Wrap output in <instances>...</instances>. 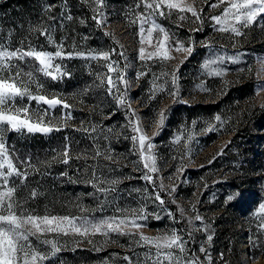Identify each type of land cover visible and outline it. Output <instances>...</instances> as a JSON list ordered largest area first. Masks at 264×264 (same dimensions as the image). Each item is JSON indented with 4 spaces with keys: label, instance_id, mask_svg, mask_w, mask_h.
<instances>
[{
    "label": "rangeland",
    "instance_id": "1",
    "mask_svg": "<svg viewBox=\"0 0 264 264\" xmlns=\"http://www.w3.org/2000/svg\"><path fill=\"white\" fill-rule=\"evenodd\" d=\"M136 2L137 0H104L103 10L108 25L103 29L126 57V59L122 58V61L124 65L128 64V67L123 70L125 80L129 82L128 87L132 91L129 98L131 108L138 114L139 124L144 134L150 138L149 141H146V146L147 143L153 145L150 151L155 157V166L158 170L156 173L165 182L179 207L178 215L174 216L173 225H170L168 230L175 228L181 231L187 241L188 253L198 257L201 264H253L252 257L256 258L255 264H264V254H261L260 250L253 244L254 241L256 245L264 244V232H261L258 228L261 222L260 217L264 215L259 211V205L264 203V171L259 173L254 165V160L251 158L236 157L234 162L229 161L228 157L237 153L235 148L229 149L223 155V159L227 157L224 162L220 161L217 165H213L211 162L216 152L223 148L232 133H221L226 129L228 121H230L229 117L212 115L208 111L197 109L195 111H184L182 116L177 119L179 124L176 125L174 130H167L168 127L165 122L166 112L177 98L180 102L188 105L212 104L223 98L228 89L246 80L253 83L256 93L250 96L248 100L243 101L236 113H232L231 122L235 123L234 120L237 117L244 116L245 110L248 111V114L251 113L247 115L251 116L253 120L263 117L264 91L259 90L264 88V27L253 25L248 29H244L246 35L229 38L228 34L217 32L208 19L211 15L219 14L220 10L209 9L204 0H195L194 6L198 10L203 8L204 22L202 25L194 23V18L180 22L176 19L175 13L170 19L158 18L157 20L174 35L175 39L182 41L186 47L191 43L194 52L172 50L170 56L174 59L165 62L149 61L147 63L148 74L137 79V73L145 71L146 67L143 62L137 59L140 47L137 26L129 24L125 15L132 10ZM185 2L193 4V0H185ZM208 2L211 3L213 0H208ZM45 5L47 6V3ZM142 10L141 8L138 11ZM187 15L190 17L191 14L188 13ZM8 16V13L4 14L0 11V40H5L7 34L11 32L10 43L12 47H16L19 43L13 44L15 34L11 28L12 20ZM258 20L264 22L262 18H258ZM197 27H200L201 30L193 31ZM102 43L101 41L98 43L100 49L94 47L91 51L110 50ZM205 43H210L212 47L206 48ZM234 43L235 46H233ZM33 45L38 46L37 41ZM45 48L48 51L56 50L48 44ZM64 49L66 52H73V44L70 46L64 44ZM148 50L151 51L152 49ZM216 56L225 57L223 64L213 65V67L226 70L225 74L220 77L209 75L208 70L202 67L206 60L215 59ZM233 56H239L238 63H232L227 59ZM191 57L194 62H189ZM112 58L115 59V56ZM92 62L97 63L99 67L104 63L102 60L92 59L82 63L89 68ZM55 63H60L62 70H69L68 73L73 72V65H75L73 58L57 60ZM188 65L190 70L186 74L184 67ZM24 67L25 70L29 68L28 65H24ZM177 69L178 71H175ZM173 71H175L178 78V91L175 96L169 94L172 88L171 73ZM102 72L107 73V69H102ZM163 73L169 75L164 76ZM110 75L115 77L117 73L113 72ZM154 77L157 85L155 89L156 96L151 100L150 95L153 91ZM64 78L57 79L60 80L58 82L43 77L40 82L43 83L44 87L40 91L49 97L57 96L70 105L65 116H61L62 121L68 123L66 116L67 118L70 117L73 111V92H66ZM165 81L167 82L165 83ZM32 87L33 91H36L35 85ZM134 91L139 93L140 98L134 97ZM140 99L143 101L151 100V106L148 107L144 102L140 103ZM22 103L30 104L32 110L43 111L48 109L47 105L37 104L35 101L30 102L27 99ZM236 105L238 104L235 103L234 106L236 107ZM55 107L48 109L45 123L49 119L52 121V113ZM161 111L165 114L162 126L158 124V114ZM225 112H228L226 108ZM217 116L220 117L219 121L215 119ZM182 117L183 120H181ZM193 122H195L194 125ZM70 124L72 123L70 122ZM210 125L213 126L212 130L204 131ZM163 129L167 133L164 134ZM186 130L192 133L193 138L190 142L187 141L188 131ZM211 133H217L219 138L210 143L206 137ZM177 137H181L179 143L175 142ZM186 144L187 147H185ZM147 154L146 147V151L140 153L143 162H145L143 157ZM70 157L69 162L73 160V153H70ZM148 163H151V161H148ZM50 165L51 162L45 164L43 177H46ZM201 166L205 167V170L202 172L195 171ZM69 169L68 176L70 180L73 178V167ZM233 180L235 182L230 183ZM56 187V182L52 181L40 188V191L44 194ZM173 188L175 191H172ZM65 192H68V188H65ZM230 196L233 198L228 199ZM115 198L109 199L108 209H115L117 204ZM72 207L71 205V208L64 215L73 216ZM47 213L53 215L50 211ZM197 214L203 217L204 225H207V231L197 230V228H202L199 221H193L192 224L188 223V220ZM180 224L185 230L179 227ZM223 226H226V235L219 234ZM122 230L125 233H135L136 237L142 233L152 238L168 231H154L145 226L138 229L131 226H122ZM184 231H193L192 237L189 239L188 236H185ZM208 234L213 237L211 242L206 241ZM45 235L47 238L56 236L55 233ZM32 239L33 243L36 244L35 238ZM101 239L104 242L102 249L109 252L103 261L96 264H127V261L116 262L115 259H123L125 256H129L135 260L137 254H140L142 258V254L147 251V247L136 246L131 236L125 238L113 237L112 239L102 236ZM95 240L92 235L84 238L76 235L59 236L58 242L61 245V251L55 257L45 261V264H73V250L83 246H91L95 244ZM201 245L210 253V262L205 259L203 253L199 252ZM37 247L43 249L45 246L37 245ZM153 251H155L154 248ZM221 254H223L222 257Z\"/></svg>",
    "mask_w": 264,
    "mask_h": 264
},
{
    "label": "snow or ice",
    "instance_id": "2",
    "mask_svg": "<svg viewBox=\"0 0 264 264\" xmlns=\"http://www.w3.org/2000/svg\"><path fill=\"white\" fill-rule=\"evenodd\" d=\"M81 2L91 7L93 12L91 19L98 27L101 29L107 27L108 22L103 10L104 0H81ZM194 3L195 0H193V4H188L185 0H137L132 10L125 14L128 18V23L137 26V36L140 44L137 59L143 62L146 67L145 71L137 73V79L148 74L147 63L149 61L165 62L174 59V57L170 56L172 50L188 53L193 51L191 43L186 47L182 41L175 39L174 35L158 23L157 20L158 18L170 19L175 13L176 19L180 22L194 18V23L202 25L204 22L203 8L198 10ZM204 3L207 4L209 9L220 10L219 14L211 15L208 19L212 22L217 32L228 34L229 38L246 35L244 29H248L253 25L264 27V22L258 20V18L264 19V0H213L211 3L208 0H204ZM62 4L63 7L59 13V19L55 15H49L55 8L54 4H49L43 9L44 17L42 19L44 23L28 29L30 34L34 33L37 37L43 36L48 45L56 49L55 51H48L43 46L26 43L27 38L19 41L18 46L12 47L10 43L11 32L7 34L5 40H0V264H45V261L55 257L61 251V245L58 242L59 236L76 235L84 238L101 234L107 237L111 232H116L120 235L127 234L133 237V243L136 246L147 247V251L142 254V258L140 254H137L135 260L132 257L125 256L124 260L127 261V264H165V262L167 264H201L198 257L188 253L186 248L187 241L179 229L172 228L154 238L145 236L142 233L136 237L135 233H125L122 230V226H131L137 229L146 226L138 223V221L147 220L150 215L157 219L160 218L156 212L148 213L146 204L131 209L117 208L116 211L122 213V215L92 219L84 215H50L47 211L44 215L36 213L35 209L25 207L29 200H35L41 194L36 189L30 190L23 201L16 196L18 188L25 185L29 175L38 172L39 167L32 163L31 157L23 159L16 157L15 149H10L4 142V133L26 130L28 133L42 132L47 134L61 129V124H53L50 119L45 123V117L48 116V109L57 105H62L63 108L67 109L70 105L57 96L49 97L42 94L40 90L44 86L40 82L39 77L43 76L55 81L65 76H70V73L62 70V65L55 63V61L71 59L77 56L104 62L100 67L107 69V73H96V78L99 80V84L96 86L105 87L106 85L107 95L113 97L119 106H127V110L131 112L132 118L129 119L128 124L131 126V131L138 134L131 136L134 147L138 145L140 153H144L147 147L148 153L143 157L145 161L143 167L147 169V172L140 179L154 183L153 176L149 173L158 171L155 166V157L150 151L153 145L147 143L146 146V141H149L150 138L139 127V123L135 119V111L131 109L130 102L126 100L119 87L120 84L125 85L124 91L126 92L129 82L125 80L124 70L119 67L120 60L112 57L119 56L126 59L124 53L122 51L117 52L115 48L99 52L92 50L87 54L83 52H66L63 42L57 43L53 35V25L59 24L63 27L64 20H73L70 12L65 15V12H67V0H62ZM141 8L143 10L138 11ZM188 13L191 14L190 17L187 15ZM48 21H51V23H48ZM80 23H84V21L81 20ZM200 30V27L193 29V31ZM233 46H235V43ZM205 47H212V45L205 43ZM148 49L152 50L149 51ZM227 59L232 63L239 62V56L228 57ZM224 62V56H216L215 59L206 60L202 67L208 70L209 75L220 77L225 74L226 70L213 67V65L223 64ZM24 65H30L31 67L25 70ZM127 67L128 64H125L124 69ZM175 71H178V69ZM175 71L171 73L172 88L169 94L172 96H175L178 91V78L175 75ZM113 72L117 73L115 77L110 75ZM163 75L168 76L169 74L163 73ZM155 80L156 78L154 77L150 99H154L156 96L155 89L157 85ZM33 85H35L36 91H33ZM259 91H264V88ZM25 99L30 102L35 101L37 104L47 105L48 109L43 111L32 110L30 104L22 103ZM158 115V124L162 126L165 114L161 111ZM215 119L219 121L220 117L217 116ZM194 124L195 122H193ZM212 127L210 125L204 131H211ZM83 131L93 133L97 131V128L93 126L90 129H83ZM192 138V133L188 131L187 141L190 142ZM180 139L181 137H177L175 142L179 143ZM185 147H187V144ZM70 151L71 146L65 143L63 148L57 153V156H53V159L59 158L61 163L68 164L71 158ZM100 156H103L106 160L113 159L110 152L102 153L99 149H96L92 158L95 159ZM148 161H151V163H148ZM44 163H47V161ZM62 175H66V173ZM91 177L86 183H90L95 189L92 195L99 194L97 199L100 200L99 206L102 210L108 196L118 190L116 186L120 183V180L99 179L95 171L91 173ZM159 187L162 188L163 185L161 184ZM172 191H175V189L173 188ZM101 197L103 199H100ZM232 198V196L228 197V199ZM147 199H151L153 203H158L160 206L165 203L159 191L155 188ZM80 210L81 212L88 211L82 206H80ZM259 211L264 214V203L259 205ZM129 213H131L130 216ZM167 214L173 220L175 219L170 212H167ZM193 221H199L202 226V228H197V230L207 231V225H204L202 216L197 214L189 219L188 223L192 224ZM260 221L258 228L261 232H264V215L260 217ZM52 233H55L56 236L47 238L45 235ZM33 237L36 244L33 243ZM189 237H191V232H189ZM212 239L211 234L206 236V241L211 242ZM253 244L260 250L261 254H264V244L256 245L255 241ZM37 245L45 247L41 249ZM153 248L155 251H153ZM199 252L203 253L205 259L210 262L211 255L203 245L199 248ZM222 256L223 254H221ZM252 260L253 264H255L256 258L252 257Z\"/></svg>",
    "mask_w": 264,
    "mask_h": 264
},
{
    "label": "trees",
    "instance_id": "3",
    "mask_svg": "<svg viewBox=\"0 0 264 264\" xmlns=\"http://www.w3.org/2000/svg\"><path fill=\"white\" fill-rule=\"evenodd\" d=\"M45 3L47 5H55L54 10L49 15H55L59 19V13L63 7L62 0H4L3 2L0 0V11L4 14L8 13V17L12 20L11 28L15 34L13 44L19 43V41L26 38V43L34 44L37 41L38 46L43 47L48 44L43 36L37 37L36 34H30L28 31L30 27L44 23L42 18L44 17L43 9L46 6ZM68 12L73 16L72 21L64 20L63 27L59 24L54 25L53 34L57 42L61 41L67 46L73 44V52L87 54L92 48H99L98 43L101 41L103 42L102 45L110 49L115 48L117 52H120L118 45L112 42V38L107 36L104 29L98 27L91 19L93 12L89 5L82 3L81 0H67V12H65V15ZM81 20L84 23H80ZM48 23H51V21H48ZM85 37L89 38L85 39ZM115 59L120 60V67L124 69L122 57L115 56ZM86 60L91 59L74 57L73 72L70 73V76H66L63 81L66 92H73L71 119L66 116L68 123L62 121L61 116H65L69 108L65 109L62 105H59L55 107L52 113L53 124H61L59 131L47 134L42 132L28 133L26 130L4 133L3 140L10 149H15L16 157L20 159L31 157L32 163L39 167V171L29 175L25 185L18 188L16 196L23 201L30 190L36 189L38 193H41L40 188L48 182L55 181L57 184L55 189L44 194L41 193L35 200H29L25 207L35 209L36 213L40 215L50 211L53 215L63 216L72 205L73 216L84 215L92 219H100L122 215V213L116 211L117 208L131 209L146 204L147 212H156L160 218L157 219L150 215L147 220L138 221V223H142L146 225L145 227L154 231H166L170 225H173V219L169 217L167 212H170L172 216H177V211L179 210L177 202L157 173H149L153 176L154 183L140 179L147 172V169L143 167L144 162L141 160L138 145L134 147V142L131 139V136L138 135L131 131V126L128 124L129 119L132 118L131 112L127 110V106H119L113 97L107 95L106 85L105 87L96 86L99 84L96 73L102 72V69L95 62H92L87 68L82 63L86 62ZM189 62H194L192 57ZM28 66L31 67L30 65ZM189 70V65L184 67L186 74H188ZM42 78L43 76L39 77L40 80ZM57 81L59 82L60 80ZM119 87L126 100L129 101L132 91L128 85L126 92L124 91L125 85L120 84ZM255 93L253 83L246 80L228 89L223 98L216 100L212 104L188 105L180 102L177 98L166 112L165 122L167 123V130L176 128V125L179 124L177 119L182 116L184 111H195L198 109L208 111L212 115L229 117L230 121H228L226 129L221 133H232L227 139V143L219 152H216L211 162L213 165H217L220 161L224 162L227 157L223 159V155L229 149L235 148L237 153L228 157L229 161L234 162L236 157L251 158L254 160L256 170L261 173L264 171V116L253 120L251 116H248L251 113L248 114V111L245 110L244 116L237 117L234 120L235 123L231 122L232 113H236L240 108V104ZM133 95L136 98H140L137 91H134ZM151 100L143 101L140 99V103L144 102L150 107ZM235 103L238 104L236 107L234 106ZM225 108L228 110L227 113ZM239 115L241 114L239 113ZM135 119L139 123L136 112ZM181 120H183V117ZM93 126L97 128L96 132L86 133L83 131V129H90ZM139 127L141 128L140 124ZM162 132H164V129ZM218 138L217 133H211L206 137L210 143ZM65 143L71 146L70 153H73V160L68 165L61 163L59 158L53 159V156H57V153L63 148ZM96 149H99L102 153L110 152L113 159L106 160L103 156L93 159ZM78 156L79 158H77ZM45 161L51 162V165L46 177H43ZM72 167L73 178L69 180L68 169ZM203 170H205V167L201 166L195 171L202 172ZM93 171L96 172L99 179L120 180V183L116 186L118 190L108 196L102 210L99 206L100 200L97 199L99 194L92 195L95 189L90 183H86L92 178L91 173ZM64 173L66 175H62ZM234 182L233 180L230 183ZM161 184L163 185L162 188L159 187ZM65 188H68V192H65ZM72 188L73 190H71ZM154 188L159 191L164 199L165 203L163 206L153 203L151 199H147ZM114 197H116L117 204L115 209L110 210L108 209V202L110 198ZM100 199L103 198L101 197ZM80 206L88 211L81 212ZM130 215L131 213H129ZM181 226L180 224L179 227L185 230ZM225 230L226 226H223L219 234L226 235ZM184 232L189 239V232H191V237L193 235V231ZM92 236L96 239L95 244L73 250V264H96L103 261L106 257L109 251L102 249L104 242L101 237L103 235L95 234ZM128 236L127 234L120 235L116 232H111L107 237L112 239L113 237L125 238ZM118 243L120 244V242ZM115 260L116 262L125 261L124 258Z\"/></svg>",
    "mask_w": 264,
    "mask_h": 264
}]
</instances>
